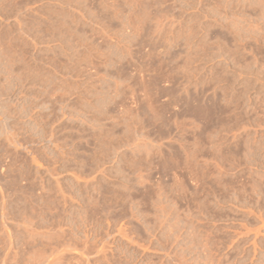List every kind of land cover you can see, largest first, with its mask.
Masks as SVG:
<instances>
[{
    "label": "rangeland",
    "instance_id": "374dc122",
    "mask_svg": "<svg viewBox=\"0 0 264 264\" xmlns=\"http://www.w3.org/2000/svg\"><path fill=\"white\" fill-rule=\"evenodd\" d=\"M0 264H264V0H0Z\"/></svg>",
    "mask_w": 264,
    "mask_h": 264
}]
</instances>
